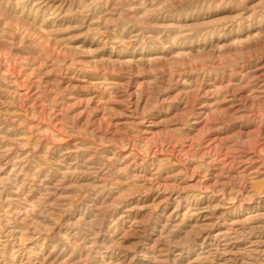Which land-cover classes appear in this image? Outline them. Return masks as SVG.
<instances>
[{"label": "rangeland", "instance_id": "rangeland-1", "mask_svg": "<svg viewBox=\"0 0 264 264\" xmlns=\"http://www.w3.org/2000/svg\"><path fill=\"white\" fill-rule=\"evenodd\" d=\"M0 264H264V0H0Z\"/></svg>", "mask_w": 264, "mask_h": 264}]
</instances>
